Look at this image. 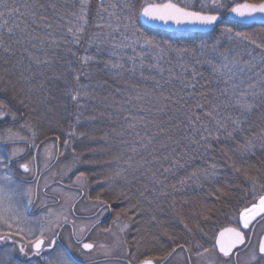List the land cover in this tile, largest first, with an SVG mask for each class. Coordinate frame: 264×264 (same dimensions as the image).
Instances as JSON below:
<instances>
[{"label": "snow or ice", "instance_id": "snow-or-ice-1", "mask_svg": "<svg viewBox=\"0 0 264 264\" xmlns=\"http://www.w3.org/2000/svg\"><path fill=\"white\" fill-rule=\"evenodd\" d=\"M96 15L98 31L88 35L92 0H0V126L19 125L0 135V264H82L60 243L69 228L68 247L85 260L98 249L112 255L113 246L92 239L104 233L127 264L174 258L183 264H264V235L253 240L264 221V180L249 164L257 148L264 154V36L220 23L264 18V0H99ZM158 28L172 31L157 39L150 33ZM65 119L71 124L63 150L58 132L51 145L47 137L36 143L44 122ZM77 139L85 142L84 151L76 150ZM69 147L73 161L102 177L90 209L78 208L85 171L73 181L76 195L62 184L66 174L46 176ZM193 160L203 164L168 182ZM222 168L244 176L255 202L217 231L213 207L200 204L189 216L184 207L192 200L189 189L219 185L207 195L220 200L238 187L221 181ZM41 177L45 193L66 198L60 211L45 205L35 216L26 208L34 204L32 185L39 191ZM168 201L186 238L166 231L168 244L146 230L133 237L134 251L126 239L132 224L151 213L147 223L158 225L155 213Z\"/></svg>", "mask_w": 264, "mask_h": 264}, {"label": "trees", "instance_id": "trees-1", "mask_svg": "<svg viewBox=\"0 0 264 264\" xmlns=\"http://www.w3.org/2000/svg\"><path fill=\"white\" fill-rule=\"evenodd\" d=\"M47 1V0H46ZM92 3L98 4L95 2V0H92ZM137 23L139 25H143L140 21V18L137 17ZM221 26L228 25L231 26L234 30L239 31H246L252 34H255L257 36H264V25L260 24H241L234 21L229 20L228 18L223 19L221 22ZM219 29H217V32ZM166 32L165 30H159L156 29L155 31H152L150 34L156 36L157 39L160 38H166ZM216 33H212L208 37H204L205 39H211L214 37ZM207 71H205V75L207 76ZM138 76V73H137ZM125 78L127 79L128 76L125 74ZM119 83V81H117ZM141 85L143 86V82H141ZM150 85V82H149ZM113 89H115V84L113 85ZM113 118L115 119V114L113 115ZM48 123L45 125L47 126ZM55 124V123H53ZM58 124V123H57ZM70 124L71 120L65 119L61 124L59 123L58 128H54L56 126H51L48 128L47 131H43L41 128L38 130H41L39 133L40 137H55L56 133L61 134V140L60 143H63V134L61 133L62 129L64 127H67L66 129L70 130ZM64 126V127H63ZM116 128L120 127V124L117 123L115 125ZM134 137L127 136L125 139L132 140ZM73 143L75 144L76 150L84 151L83 144L85 142H81L80 140H74ZM113 143L115 145L119 144L118 139H114ZM131 147V145H129ZM69 149L72 151V148L69 147ZM115 151H127L126 148H120L116 147L114 149ZM257 156L251 157L249 159V164L253 165V175L259 176L262 180H264V154L260 153V149L257 148ZM217 157L219 159V153H217ZM87 158V157H86ZM222 163V161H221ZM79 167L78 171H85L87 175V181L86 186L84 187L85 192L92 195L95 199L97 194L101 190V186L97 183L98 180L102 179L101 176L97 175L96 173L99 171L98 169H92L90 166L78 162ZM203 160H193L190 162V164L186 167L184 170H180L175 176H169L168 182L169 183H177L178 180L186 175L188 172H191L193 167L202 165ZM221 181L225 184L231 182L232 185H238V187L230 188L229 195L227 197H222L220 200H216L215 196H209L207 193L214 191L215 187H218L219 185H212V186H205V189L203 192H196L193 193L191 189H189L187 196H190L192 198L191 203L189 205H186L184 207V214L185 216H189V209L195 208L196 210H199V205L207 203L210 207L214 208V214H213V220L211 222V225L215 228V230H218V226H224L229 223L230 218L236 214V212L243 208L247 202H249L252 199V186L251 184L247 183L244 179L243 175L240 176H234V174L231 172L228 168H222L221 169ZM260 192L259 184L256 187V193ZM110 194H106L103 196L104 199H109ZM179 196V194H178ZM169 203L165 202L163 205L162 210H158L155 215L159 217L160 223L158 225H155L154 227H157L156 234L158 233V236L161 240V242H167L168 244H171V240L168 239V237L165 235V232H171L172 234L176 235L177 239L186 238V234L181 232V225L178 223V218L174 211L169 207ZM124 203H118L117 207H124ZM180 207L179 202L177 203V208ZM151 213L146 215L139 224H132L131 228H133L135 231L133 236L136 239H139L140 236L143 234L141 231L138 232L137 228H143L151 226L147 223L148 219L150 218ZM191 222V220L189 221ZM209 225H205V228L207 229ZM174 246V245H173Z\"/></svg>", "mask_w": 264, "mask_h": 264}, {"label": "rangeland", "instance_id": "rangeland-1", "mask_svg": "<svg viewBox=\"0 0 264 264\" xmlns=\"http://www.w3.org/2000/svg\"><path fill=\"white\" fill-rule=\"evenodd\" d=\"M43 2H47V1L46 0H43ZM95 2H97L98 4L92 3V16H91V19L88 21V35H92L94 32L98 31L95 28V25L100 22L98 16L96 15V9L99 7V2L96 1V0H95ZM112 2H114V0H105V3H112ZM113 25H115V20L114 19H113ZM86 46H87V41H85V44L81 46L80 54H83V48L86 47ZM107 46L108 45H106V47ZM91 51L94 52L95 49L93 48ZM21 123H23V121H21ZM46 123H48V122H44L43 125L40 127L42 130L44 129L43 130L44 132L47 131L48 128H50L51 126L54 127V126L57 125L54 128H58V125H59L57 123H55V124H53V123L49 124L48 123L47 126H46L45 125ZM10 126L13 127L14 130H16V129L19 128V125H14V126L11 125V124L2 125V126H0V135H3L5 133V131H6V129L8 127H10ZM66 128L67 127H64L62 129V131H61V133L63 134V138L64 139L67 138L66 133H67L68 130ZM40 131L41 130H38L37 129V132H40ZM21 134L23 135L24 132L21 131ZM38 135H39V133H38ZM39 138H40V135H39ZM54 140L55 139L48 140L47 143L49 145H51ZM58 144H59L60 149L63 150V143H60V141H59ZM20 146L23 147V145H20ZM0 147H2V146H0ZM42 151H44L43 147H42ZM78 167H79L78 162L73 161L72 151L68 148L66 150V155L64 157H61L60 158V163L56 164L51 169L50 172H51V174H56V176H58L59 179H60V175L61 174H66V175H64L63 182H66V183L71 184L72 183V179L75 178L76 175L78 174ZM70 168H71V171H69ZM48 176H51V175H48ZM48 176H47V178H49V179L52 178V177H48ZM69 177H71V178L69 179ZM44 183H45V181L40 183V188H42L44 186ZM85 186H86V184L84 185V187ZM32 187H33V194H34V185H32ZM84 187H83V189H84ZM49 192H52V191H49ZM54 194L57 195V196L58 195L61 196L60 194H57V193H54ZM256 194L258 195V194H260V192H258ZM38 196H39V199L36 202L35 206L33 207L32 212L36 211L37 208H39L42 204H44L46 202H53V198L44 197L43 195H40V194H38ZM252 200H253V197H252V199L249 202H247V204L250 203ZM88 202H91V201L86 200V202L85 203L83 202L81 204V206H79L78 208H80V209H90L91 206H92V204L95 202V200L92 201V204H89ZM30 207H27L26 208V211L27 212H28V210H29ZM49 207H52L54 211H60L61 210V205H57V206L56 205H50ZM45 210H46V208L43 209L40 213L36 214L35 216L41 215L42 212L45 211ZM82 213H91V212L89 211V212H82ZM114 216H115V212L111 213V220L107 224H110L112 222V219H113ZM231 218H230V220H231ZM107 224L105 223V226ZM149 227L150 228H148V227L140 228L141 229V232L143 234H145V231L147 230V231H151L153 233H156L157 227H154L153 225H151ZM117 231H118V229H117ZM133 231H135V230L133 228H131L130 231H129V233H128V235H127V237H126V239L128 240L129 245L132 246L133 250L135 251V244L133 243V237H134L133 236V234H134ZM68 233H69V230H67L66 232L63 233V236H62L61 241L65 244V246L69 249V251L71 252V254L73 255V257L76 258L77 260H80V261H89V260H92L94 258L106 257V256H104L102 254H99L101 250L98 249L97 252L92 253L91 259L85 260L84 257H81L79 255V253H77L74 249L68 247V239H67ZM157 235H158V233H157ZM92 239H95L98 243L104 242V243H107L109 246H113L114 247V251H113L112 255H110V256H113V257H116V258L117 257L118 258H124L125 257L124 256V253H123V250H121L118 247H115V242H114V240H113V238H112L111 235H106L104 233H100L99 235H96V236L92 237ZM121 239H125V237L124 236H121ZM16 254H17V256H19L18 250H17V253ZM25 259H27V258L21 257V260H25ZM174 259H176V258H174ZM176 263L177 264H183V262L180 261V260H178V259H176ZM91 264H124V263H122L120 261H100V262L91 263Z\"/></svg>", "mask_w": 264, "mask_h": 264}, {"label": "flooded vegetation", "instance_id": "flooded-vegetation-1", "mask_svg": "<svg viewBox=\"0 0 264 264\" xmlns=\"http://www.w3.org/2000/svg\"><path fill=\"white\" fill-rule=\"evenodd\" d=\"M9 124H10V123H9ZM3 125H5V124H3ZM45 138H46V137H40L36 143H37V144H40L42 141H45ZM51 139H55V137H47V141H48V140H51ZM58 143H59V142H57V147L60 148ZM0 146H3V145L0 144ZM28 151H34V150H31V149H30V150H28ZM40 155H41V159H43L44 151H42V147L40 148ZM55 165H56V164H55ZM55 165H54V166H55ZM48 175H51V176H48ZM46 176H48V177H53V174H51V172L49 171V172H47ZM55 178H56L57 180H59L58 176H55ZM72 178H73V177H72ZM44 181H45V178H44V177H41V178L39 179V191H37V186H36V184L33 183V185H34V204H33V205L29 208V210H28V213H30V214H32V215H36V214L40 213L43 209L46 208L45 205H47V207H49L50 205H56V206H57V205H62L63 202H64V200H65V198H66V197L63 196V195H61V196L58 195V196H57V195H55L54 193L49 192V191H48L47 193H45V192H44V186H43L42 188H40V183H41V182H44ZM73 181H75V178L72 179V183H71V184L66 183V182H63V181H62V184H63L66 188L71 189V194H72V195H76V189L79 187V185H75V184H73ZM81 190L84 192V198L80 201V203L78 204V207L81 206V204H82L83 202L85 203L86 200L91 201V202H88L89 204H92V201L96 200L92 195H90V194H88L87 192H85V190H84L83 188H82ZM38 194L43 195L44 197H48V198L56 197L58 203L53 204V202H46V203L42 204L39 208H37L36 211L32 212L33 207L35 206L36 202L38 201V199H36V196H37ZM252 202H255L254 199H253L250 203H252ZM250 203H248V204L245 205V206H250ZM245 206H244V207H245ZM241 209H242V208H241ZM241 209H239V210L236 212V214H235L234 216H232V218H233V217L238 218V214H239V211H240ZM79 214L82 215V216H88V215H91L92 212H91V213H82V212H81V213H79ZM232 218H231V220H232ZM110 220H111V213L106 215V217H105V223L107 224ZM232 222L235 223V220H233ZM227 225H228V224H226V225H224V226H227ZM68 230H69V232H70V231H71V228H69ZM255 231H256V235L253 237V240H254V241L257 240L259 236L264 235V221H261V222L257 223V225H256V230H255ZM60 243H61V244L63 245V247L68 251V253L71 255V257L74 258L73 255L71 254V252L69 251V249L65 246V244H64L62 241H60ZM74 259L77 260L76 258H74ZM78 261H80V260H78ZM100 261H120V262H122V263H124V264H127V258H126V257H124V258H118V257H117V258H116V257H113V256L94 258V259L89 260V261H81V262H82V264H91V263H96V262H100ZM169 264H177V263H176V259L171 260V261L169 262Z\"/></svg>", "mask_w": 264, "mask_h": 264}, {"label": "water", "instance_id": "water-1", "mask_svg": "<svg viewBox=\"0 0 264 264\" xmlns=\"http://www.w3.org/2000/svg\"><path fill=\"white\" fill-rule=\"evenodd\" d=\"M99 2V0H96ZM229 20L231 21H234V22H237V23H241V24H261V25H264V18H261L259 16L255 17L254 20H246V21H235L233 20L231 17H228ZM141 22L144 24V25H147V21H144L142 19H140ZM159 29V28H158ZM159 30H165V29H159ZM165 31H172V29H168V30H165Z\"/></svg>", "mask_w": 264, "mask_h": 264}]
</instances>
